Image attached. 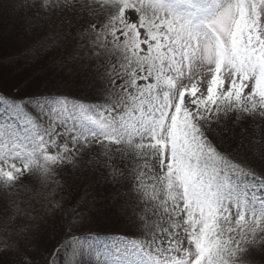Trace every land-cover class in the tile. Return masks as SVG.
I'll list each match as a JSON object with an SVG mask.
<instances>
[{"label":"snow or ice","instance_id":"6c2138e0","mask_svg":"<svg viewBox=\"0 0 264 264\" xmlns=\"http://www.w3.org/2000/svg\"><path fill=\"white\" fill-rule=\"evenodd\" d=\"M9 8L33 71L0 90V264L49 234L46 264H264V0ZM109 213L135 238L75 235Z\"/></svg>","mask_w":264,"mask_h":264},{"label":"trees","instance_id":"16d2710c","mask_svg":"<svg viewBox=\"0 0 264 264\" xmlns=\"http://www.w3.org/2000/svg\"><path fill=\"white\" fill-rule=\"evenodd\" d=\"M25 41L17 34L16 29L12 28V17L10 15L9 0H0V90L4 92H11L12 87L21 79L22 76H28L32 74L31 69H20L18 66H12L7 63L6 58L15 55L20 51ZM36 76L41 77L44 80L49 81L48 90L55 91L58 88L62 91H74L72 83L69 81L66 85L59 83V77L54 76L47 71V69L36 70ZM39 90H44L40 88ZM112 187L100 180L95 185V194L100 200H105L112 194ZM99 234L101 236L107 235H121L135 238L131 232L120 223L110 213L102 216L96 223L85 225L79 229L75 235L87 239L91 235ZM67 236L70 240L72 234H61L57 229V238L63 239ZM54 243L53 238L49 234L47 238H41L38 244V251L36 252V258L38 264H46V258L52 251V245ZM63 254H61V259Z\"/></svg>","mask_w":264,"mask_h":264}]
</instances>
